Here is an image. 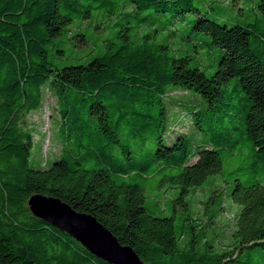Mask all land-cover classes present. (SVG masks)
<instances>
[{
	"label": "trees",
	"instance_id": "obj_1",
	"mask_svg": "<svg viewBox=\"0 0 264 264\" xmlns=\"http://www.w3.org/2000/svg\"><path fill=\"white\" fill-rule=\"evenodd\" d=\"M257 7L258 22L227 25L191 0H0V264H109L34 217L27 207L33 194L93 215L145 264H264V177L234 180L230 198L240 208L232 243L222 250L198 248L194 240L180 248L174 217L150 212L143 189L123 180L178 167L170 177L180 185L174 202L187 209L189 188L221 173V150L254 157L252 170L264 166V0ZM142 10L170 11L172 18L193 11L192 28L223 50L213 74L139 32L132 13ZM98 16L113 20L102 47L87 62L57 65L54 52L66 56V45L85 44L80 26ZM232 78L235 96L225 93ZM170 88L206 100V108L189 111V121L211 147L192 152L183 133L164 141L163 97ZM46 90L57 101L61 146L49 167L33 168L24 118L40 108ZM155 130L154 147L147 148Z\"/></svg>",
	"mask_w": 264,
	"mask_h": 264
},
{
	"label": "rangeland",
	"instance_id": "obj_2",
	"mask_svg": "<svg viewBox=\"0 0 264 264\" xmlns=\"http://www.w3.org/2000/svg\"><path fill=\"white\" fill-rule=\"evenodd\" d=\"M258 0H191V6L201 13L209 15L219 23L227 25H247L258 22L261 15L257 7ZM133 24L141 33L151 32L156 41L166 44L169 53L174 56L188 55L194 66L207 75L213 74L217 67L219 56L223 50L210 42V37L204 32L192 28L196 14L193 11L184 15L171 17L172 12L155 13L153 10L133 12ZM139 18L143 20L138 23ZM108 18H90L83 21L80 28L84 31L86 43L72 47L65 46V55L54 52L53 59L61 66L66 61L87 62L101 47L103 40L111 35V23ZM99 25L98 27H96ZM75 30L78 27H74ZM53 53V52H52ZM78 57V59H75ZM235 79H230L225 86L226 94L237 95L233 89ZM166 107V132L164 141L169 143L177 133H183L189 140L192 152L197 147H211L203 132L197 130L189 121L191 109H204L206 100L192 90L170 88L163 97ZM104 103L110 101L103 99ZM24 124L32 134L33 147L30 155V165L33 168H47L58 158L60 140L58 127L60 117L57 112L56 98L47 90L39 109L31 111L24 118ZM171 130H175L174 132ZM122 132L128 134V126L122 127ZM158 130L154 131L146 147L152 149ZM248 148H244V153ZM221 173L208 176L201 186L189 188L185 196L187 209L175 204L180 185L171 176L179 173L178 167L164 168L151 176L130 174L123 177L127 183L138 184L143 189L144 206L153 214L173 216L176 231L179 235L178 245L186 247L194 240L198 248L211 244L216 250L227 248L232 243L230 231L233 226V216L240 206L230 198L235 179L248 183L252 176L264 177V166L254 170L250 162L254 157H246L242 152L220 151ZM264 161V160H263Z\"/></svg>",
	"mask_w": 264,
	"mask_h": 264
},
{
	"label": "water",
	"instance_id": "obj_3",
	"mask_svg": "<svg viewBox=\"0 0 264 264\" xmlns=\"http://www.w3.org/2000/svg\"><path fill=\"white\" fill-rule=\"evenodd\" d=\"M27 207L34 217L62 231L109 264H145L132 247L121 244L93 215L77 211L57 197L33 194Z\"/></svg>",
	"mask_w": 264,
	"mask_h": 264
}]
</instances>
